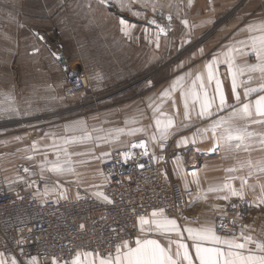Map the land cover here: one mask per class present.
<instances>
[{
  "label": "rangeland",
  "instance_id": "rangeland-1",
  "mask_svg": "<svg viewBox=\"0 0 264 264\" xmlns=\"http://www.w3.org/2000/svg\"><path fill=\"white\" fill-rule=\"evenodd\" d=\"M171 1L147 0L145 6V0H139L132 10L140 16L114 8L92 16L86 0H0V174L9 181L26 180L32 174L45 195L71 198L75 186L80 187L84 180V167L71 165V171L58 173L51 170L52 164L70 163L73 156L24 158L18 150V132L27 131L23 129L27 124L25 129L40 151L50 146L60 153L73 141L50 133L61 127V120L86 111L96 113L114 101L141 100L149 91L158 90L163 80L171 78L174 65L217 37L213 30L201 36H182L180 21L172 22L168 16L170 9L183 16L190 6L182 4L183 0L170 6ZM121 18L133 26L126 41L122 39ZM161 27L165 32L159 31ZM112 37L116 39L111 41ZM53 53L63 56L72 69L84 68L89 85L84 98L66 93L70 74ZM47 120L54 121L43 124ZM176 166L179 170L178 163Z\"/></svg>",
  "mask_w": 264,
  "mask_h": 264
},
{
  "label": "crops",
  "instance_id": "crops-1",
  "mask_svg": "<svg viewBox=\"0 0 264 264\" xmlns=\"http://www.w3.org/2000/svg\"><path fill=\"white\" fill-rule=\"evenodd\" d=\"M86 1L88 4L87 11L92 13V16H96L97 12L103 9H107V11L113 8L122 10L114 3L105 6L100 4L99 0ZM176 4L177 2L173 0L169 5ZM182 4L190 6V8L186 7L183 16L172 12L173 9H170L171 21L179 20L183 27L182 31L184 33H182V36H201L204 32L208 33L213 30L216 32L217 41L214 38L193 49L185 59L180 60L173 66L175 69L171 78L163 80L158 86V90L149 91L141 100L132 97L127 100L114 101L106 105L103 110L99 109L96 113L86 111L77 116H69L64 121L61 120V127H55L50 133H60L73 139L71 144H67L65 148L63 147L62 152L59 153V150L53 152L50 146L47 151H45V147L44 152L40 151L34 141L30 139L28 129H25L27 124L23 125V129L27 131L22 132V134L18 132L17 134L18 150L23 151L26 159H40L41 157L55 159L57 157L70 158V156H73L70 163H62V165L70 168L71 165L73 167L83 166L84 168L87 165H93L92 168L82 169L85 177L84 180H81L80 187L82 186L94 195L95 192L102 191L107 184L100 165L112 151L126 148L130 141H143L147 150L152 152L160 141L171 140L174 147L185 149L188 153H194L200 160L198 168L190 169L185 166V156H180L174 162L175 173H179L178 178L181 181L187 200L185 219L182 222L177 220V223L183 234L184 242L189 245L195 264H199V262L195 258L192 241L187 238V227L211 226L218 236L227 239L235 237L238 242H245L241 234L249 236L251 241L246 242L244 251L247 252L248 249H251L254 253L259 254L256 244L264 243V203H260L258 198L261 195L260 184L264 183V172L259 171L257 167L250 169L247 166L241 167V165H246L249 161L253 165L264 161V145L261 144V140L264 139V124H247L248 130L255 135L249 137L246 142V149L244 147L228 149L227 146H219L213 151L214 141L211 138V132L202 133V130L210 128L213 120L219 116H227L232 110L230 106H238L232 91L231 76L225 63L218 65V75L227 97V106L221 111H216L214 107L212 116L199 117L197 115L198 105L193 110L191 107L192 101L189 100V118H186L181 88L177 87L169 96L162 95V92L165 89H170L177 77L181 76L185 77L183 86L185 88L189 87L197 72H205L204 65L214 55L219 56L223 61L224 57L221 54L232 46L235 41L245 39L246 33L242 29H245L248 24L264 21V0H192L191 5L188 4V0H183ZM183 20L188 21L187 26L182 23ZM121 34L123 35V41H126L129 36L125 33ZM118 36L120 34L117 35V38ZM115 39L112 37L111 41ZM236 63H255V57L251 52H245L244 55L236 54ZM75 69L84 73V68L81 66H76ZM188 73H192V76H187ZM252 76L253 79L250 82L247 74L240 77L243 83L240 84L237 91L241 94L242 101H254L257 95H264V92H260L253 93L247 98L244 97L245 87H258L264 83V79L261 78L258 72L253 73ZM208 91L210 95L215 94L214 81L211 85H208ZM102 103L100 102L101 105ZM169 117L173 119L174 123L168 129L166 138L162 139L161 129L156 126V119L159 118L161 121L166 122ZM54 120H47L43 124L53 123ZM86 136H90V138H82ZM185 138L188 142H181ZM3 146L6 147V141H3ZM7 146L9 151V142ZM176 163L180 166L179 170ZM228 169L235 170L230 172ZM249 172H251V175H249ZM28 175L30 176L28 178L35 179L32 177L34 175ZM240 177H245L249 184L255 185L254 189H245V198L242 200L238 197H231L229 200L220 198L228 195L226 189L219 192L207 191L209 187L222 186L229 178H234L231 183L234 187L239 188ZM4 178L7 186L19 181V179L9 181L8 178ZM38 193L49 196L44 194L42 187ZM49 197L55 199L65 198L62 196ZM233 204L236 205L235 209L232 208ZM150 215L147 217L150 218ZM168 217L174 219L171 216ZM221 217L232 218L238 226L237 232L234 234L221 233L217 228V222ZM138 227L141 239H157L166 244L169 237L173 240L177 238L175 233L162 235L148 226H145L146 230L141 232L139 223ZM205 246L212 245L205 242ZM221 247L227 250L226 245H221ZM4 258L9 262L11 260L6 256ZM17 262L18 264H29V260L28 262L17 260Z\"/></svg>",
  "mask_w": 264,
  "mask_h": 264
},
{
  "label": "built area",
  "instance_id": "built-area-1",
  "mask_svg": "<svg viewBox=\"0 0 264 264\" xmlns=\"http://www.w3.org/2000/svg\"><path fill=\"white\" fill-rule=\"evenodd\" d=\"M60 61L66 64L64 57ZM66 65L71 72L66 93L84 98L88 89L85 74ZM134 144L140 142L130 141L126 148L112 151L101 162L107 177L102 192L113 201L111 204L79 186L69 199L40 195L36 179L7 186L0 174V252L20 262L37 256L41 264H51V256L70 259L75 250H98L103 255L114 251L113 245L120 240L135 245L141 237L138 217H147L154 209L163 208L168 216L184 221L187 200L174 161L177 156H185L188 169L198 168V156L174 147L171 140L160 141L152 152L146 147H132ZM125 152L131 153L127 162ZM80 224L86 228L80 229ZM237 227L232 218L221 217L217 222L221 233L234 234ZM21 237L24 243L18 245Z\"/></svg>",
  "mask_w": 264,
  "mask_h": 264
},
{
  "label": "snow or ice",
  "instance_id": "snow-or-ice-1",
  "mask_svg": "<svg viewBox=\"0 0 264 264\" xmlns=\"http://www.w3.org/2000/svg\"><path fill=\"white\" fill-rule=\"evenodd\" d=\"M139 0H99V3L105 6L110 4L118 5L122 10L130 11L134 16H140L141 13L132 10V5L138 3ZM192 0H188V4L191 5ZM145 6H147V0H145ZM155 11V7H153ZM171 15L168 16V20H171ZM151 23L155 24L153 19ZM182 23L185 26L188 25L187 20H183ZM121 31L126 35L130 33L132 25H129L123 18L120 20ZM159 31L165 32V28L161 27ZM246 33V37L243 40H237L232 46L228 47L221 55L224 57L221 61L219 56L214 55L213 58L205 65V72H197L194 79L191 81V85L187 88L183 86L185 80L184 76L177 77L172 83L170 89H165L162 95L169 96L171 92L175 91L177 87L181 88V95L184 97L185 117L189 118V100L192 101L191 107L193 110L198 105L197 115L199 117L212 116L213 108L216 111H221L227 106V97L222 88V82L218 75V65L225 63L227 65L228 73L231 76L232 91L235 97L236 104L238 106H230L231 112L227 116H219L214 119L210 128H205L202 133L211 132V138L214 141V148L219 146H227L228 149H240L241 147L247 148V141L249 137L255 135L248 130L247 124H264V95H257L255 100L242 101L241 94L237 91L243 81L240 77L247 74L248 81L253 79V73H259L261 78L264 79V21L260 23L248 24L245 29H242ZM39 39L43 40V36H39ZM156 45L159 47V34L156 37ZM38 51V49H37ZM245 52H251L255 57V63H236V54L244 55ZM58 60L63 59L62 56L53 53ZM63 70L66 74H71L68 66L65 64ZM192 76V73L186 74ZM215 82V94L210 95L208 91V85ZM264 92V83L258 87H245L244 97L247 98L253 93ZM218 101V102H217ZM256 117V118H254ZM173 119L169 117L166 122L156 119V126L161 129V138H166L167 131L173 126ZM122 131V130H121ZM139 131V129H137ZM90 138V136L82 137ZM155 138V137H153ZM69 141H65L68 143ZM181 142L187 143V139H183ZM261 144L264 145V139L261 140ZM163 146V145H161ZM132 147L144 148L143 141L140 144L132 145ZM144 154H147L146 152ZM67 155V152H66ZM107 155V154H105ZM131 153H123L124 161L127 162ZM257 167L259 171L264 172V161L258 162L253 165L250 161L247 164H242L241 167ZM144 167V165H140ZM51 170L54 172L71 171V168L65 169L60 163L56 162L52 164ZM235 169H228V171H234ZM27 171V169H25ZM251 175V172H249ZM234 178H229L220 187H209L208 192H219L226 189L228 195H224L220 198L229 200L231 197H238L239 199L245 198V189H254L255 185L249 184L245 177H240V186L236 188L231 183ZM107 182V177H105ZM260 197L259 202L264 203V183L260 184ZM94 195L102 198L108 203L113 201L104 194V192H95ZM79 198V197H78ZM205 198H207L205 196ZM232 208L235 209L236 205L233 204ZM138 223L141 232L146 230L145 226L150 229H154L160 232L162 235H168L175 233L177 238L167 239L166 244L161 243L157 239H141L135 240V246H131L128 240H120V243L114 244V251H109L105 254H101L98 250L95 251H83L75 250L70 259H62L55 255L51 256V264H195L193 255L189 250V245L184 242L183 234L180 230V226L176 219L169 218L165 215V209H154L151 212L150 218L144 215L138 217ZM80 229H85V224L79 225ZM31 232V229H28ZM188 239L192 241V247L195 249V258L199 264H264V243H257L256 248L259 249V254L254 253L251 249H246V242L251 241V237L243 236L245 242H238L235 237L232 239L222 238L218 236L211 226H200L199 228H186ZM119 239V237H117ZM205 242H209L212 246H205ZM16 243L23 244L24 239L21 237ZM221 245H226L227 250ZM174 246V247H173ZM23 251V249H21ZM4 253L0 252V264H18L17 259L12 257L10 262L4 258ZM29 264H41V261L37 256H32L29 260ZM47 264V262H45Z\"/></svg>",
  "mask_w": 264,
  "mask_h": 264
},
{
  "label": "bare ground",
  "instance_id": "bare-ground-1",
  "mask_svg": "<svg viewBox=\"0 0 264 264\" xmlns=\"http://www.w3.org/2000/svg\"><path fill=\"white\" fill-rule=\"evenodd\" d=\"M71 67V66H70Z\"/></svg>",
  "mask_w": 264,
  "mask_h": 264
}]
</instances>
